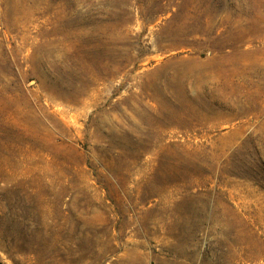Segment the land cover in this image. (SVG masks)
Returning a JSON list of instances; mask_svg holds the SVG:
<instances>
[{
	"label": "rangeland",
	"instance_id": "obj_1",
	"mask_svg": "<svg viewBox=\"0 0 264 264\" xmlns=\"http://www.w3.org/2000/svg\"><path fill=\"white\" fill-rule=\"evenodd\" d=\"M0 264H264V0H0Z\"/></svg>",
	"mask_w": 264,
	"mask_h": 264
}]
</instances>
